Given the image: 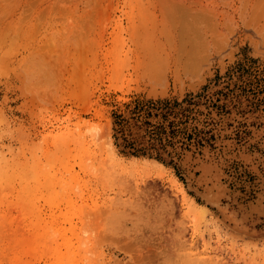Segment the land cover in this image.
<instances>
[{"label": "rangeland", "instance_id": "obj_1", "mask_svg": "<svg viewBox=\"0 0 264 264\" xmlns=\"http://www.w3.org/2000/svg\"><path fill=\"white\" fill-rule=\"evenodd\" d=\"M0 264H264V0H0Z\"/></svg>", "mask_w": 264, "mask_h": 264}]
</instances>
